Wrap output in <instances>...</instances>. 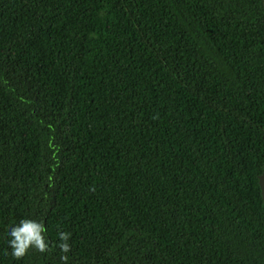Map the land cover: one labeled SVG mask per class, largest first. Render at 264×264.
Masks as SVG:
<instances>
[{"label":"trees","instance_id":"1","mask_svg":"<svg viewBox=\"0 0 264 264\" xmlns=\"http://www.w3.org/2000/svg\"><path fill=\"white\" fill-rule=\"evenodd\" d=\"M263 171L264 0H0V264H264Z\"/></svg>","mask_w":264,"mask_h":264},{"label":"clouds","instance_id":"2","mask_svg":"<svg viewBox=\"0 0 264 264\" xmlns=\"http://www.w3.org/2000/svg\"><path fill=\"white\" fill-rule=\"evenodd\" d=\"M47 231L44 223L30 218H20L16 223L10 224L7 228V247L11 256L19 260L31 250L40 253L50 251V241L45 235ZM56 236V247L61 253L60 259L67 264L71 233L57 230Z\"/></svg>","mask_w":264,"mask_h":264},{"label":"water","instance_id":"3","mask_svg":"<svg viewBox=\"0 0 264 264\" xmlns=\"http://www.w3.org/2000/svg\"><path fill=\"white\" fill-rule=\"evenodd\" d=\"M259 180V186L261 188V194H262V199L264 201V171L263 173L258 177Z\"/></svg>","mask_w":264,"mask_h":264}]
</instances>
